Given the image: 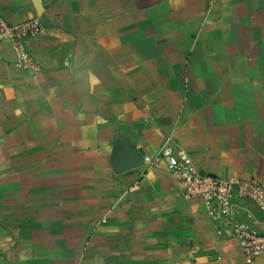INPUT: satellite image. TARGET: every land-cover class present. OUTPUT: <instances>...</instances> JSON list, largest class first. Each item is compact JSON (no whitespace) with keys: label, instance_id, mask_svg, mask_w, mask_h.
<instances>
[{"label":"crops","instance_id":"crops-1","mask_svg":"<svg viewBox=\"0 0 264 264\" xmlns=\"http://www.w3.org/2000/svg\"><path fill=\"white\" fill-rule=\"evenodd\" d=\"M36 17L37 70L0 45V264H247L166 163L113 161L168 143L264 182V0H0L9 23Z\"/></svg>","mask_w":264,"mask_h":264},{"label":"built area","instance_id":"built-area-1","mask_svg":"<svg viewBox=\"0 0 264 264\" xmlns=\"http://www.w3.org/2000/svg\"><path fill=\"white\" fill-rule=\"evenodd\" d=\"M218 0H209L211 4ZM41 31L39 17L22 23H9L0 18V45L9 43L19 56L18 67L37 70V66L26 54V42ZM173 147L166 143L156 154L145 156L143 161L150 167L160 168L166 163L174 175L183 196L190 200H200L207 214L218 226H225L231 237L240 244L247 264L264 260V232H259L249 222L236 220L242 204L251 202L264 212V182L258 179L225 180L218 176L197 170L187 156L179 162L172 160ZM247 220L253 221L254 214L245 210Z\"/></svg>","mask_w":264,"mask_h":264},{"label":"water","instance_id":"water-1","mask_svg":"<svg viewBox=\"0 0 264 264\" xmlns=\"http://www.w3.org/2000/svg\"><path fill=\"white\" fill-rule=\"evenodd\" d=\"M36 8L41 13L40 4H37ZM143 164V158L127 143H122L119 150L114 154L113 167L117 173H124L140 168Z\"/></svg>","mask_w":264,"mask_h":264}]
</instances>
